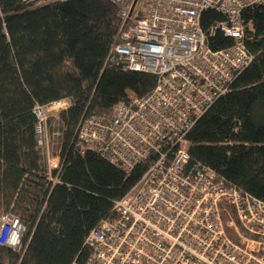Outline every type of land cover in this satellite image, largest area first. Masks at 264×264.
Masks as SVG:
<instances>
[{
    "label": "trees",
    "instance_id": "16d2710c",
    "mask_svg": "<svg viewBox=\"0 0 264 264\" xmlns=\"http://www.w3.org/2000/svg\"><path fill=\"white\" fill-rule=\"evenodd\" d=\"M0 9V218L12 214L27 227L21 250L0 245V264H84L87 236L114 216V203L147 165L127 177L96 153L80 154L79 125L147 96L156 77L108 62L122 30L109 0H0ZM222 20L215 11L202 14L213 50L233 44L217 28ZM241 21L252 62L193 127L188 152L190 164L207 166L226 185L264 202V2L244 9ZM57 100L70 106L47 122L52 151L62 160L54 184L34 108Z\"/></svg>",
    "mask_w": 264,
    "mask_h": 264
},
{
    "label": "built area",
    "instance_id": "2783aa9c",
    "mask_svg": "<svg viewBox=\"0 0 264 264\" xmlns=\"http://www.w3.org/2000/svg\"><path fill=\"white\" fill-rule=\"evenodd\" d=\"M49 4L70 0H22ZM122 21L108 62L156 77L145 97H132L110 115L84 118L76 149L93 152L128 177L147 165L137 184L85 240L84 264H264V202L200 163L190 164L189 133L227 94L253 59L244 44L241 13L264 0H109ZM223 15L217 28L230 47L207 45L205 11ZM5 15L0 9V20ZM68 100L37 105L36 133L48 179L60 183L61 158L47 134L51 114ZM27 227L12 214L0 218V245L19 251ZM78 264V263H74Z\"/></svg>",
    "mask_w": 264,
    "mask_h": 264
}]
</instances>
